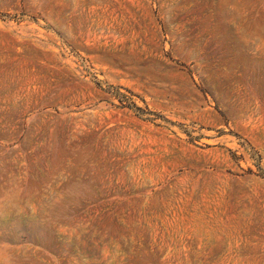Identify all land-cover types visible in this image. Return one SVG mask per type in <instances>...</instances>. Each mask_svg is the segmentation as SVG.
<instances>
[{"label":"rangeland","instance_id":"1","mask_svg":"<svg viewBox=\"0 0 264 264\" xmlns=\"http://www.w3.org/2000/svg\"><path fill=\"white\" fill-rule=\"evenodd\" d=\"M0 264H264V0H0Z\"/></svg>","mask_w":264,"mask_h":264}]
</instances>
